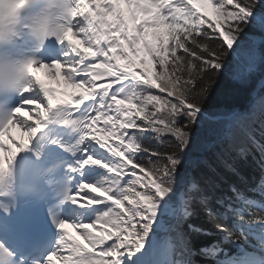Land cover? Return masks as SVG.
Listing matches in <instances>:
<instances>
[{"label": "snow or ice", "instance_id": "obj_1", "mask_svg": "<svg viewBox=\"0 0 264 264\" xmlns=\"http://www.w3.org/2000/svg\"><path fill=\"white\" fill-rule=\"evenodd\" d=\"M76 4L0 97V264H264V0Z\"/></svg>", "mask_w": 264, "mask_h": 264}, {"label": "clouds", "instance_id": "obj_2", "mask_svg": "<svg viewBox=\"0 0 264 264\" xmlns=\"http://www.w3.org/2000/svg\"><path fill=\"white\" fill-rule=\"evenodd\" d=\"M76 7V0H0V97L29 87V64L48 42H59Z\"/></svg>", "mask_w": 264, "mask_h": 264}, {"label": "trees", "instance_id": "obj_3", "mask_svg": "<svg viewBox=\"0 0 264 264\" xmlns=\"http://www.w3.org/2000/svg\"><path fill=\"white\" fill-rule=\"evenodd\" d=\"M256 35L259 36V32H257ZM258 47L264 48V45H258ZM226 72H227V70H226ZM259 79H260L259 75H256L253 77V81H252L253 86H254V84H256L255 82H257ZM260 90H261L260 91L261 93L259 94V96L261 97V96H263L262 93H264V92L262 91L263 89H260ZM249 98H250V96L246 92H243V91L236 92L233 94V97H232V105L234 107H236L237 105H244ZM230 174H232V173H230ZM203 220H204L203 215H197V216L193 217L192 222L196 223V224H202ZM204 226L208 227V225H206V224ZM194 243L195 244L201 243V239L200 238H194Z\"/></svg>", "mask_w": 264, "mask_h": 264}, {"label": "rangeland", "instance_id": "obj_4", "mask_svg": "<svg viewBox=\"0 0 264 264\" xmlns=\"http://www.w3.org/2000/svg\"><path fill=\"white\" fill-rule=\"evenodd\" d=\"M201 7L205 8V9L209 12L210 15L212 14V12H211V8H210L208 5L202 3V4H201ZM158 36H159V34H158ZM147 39H148V40H151V41L154 42V43L158 41L157 39H156V40L149 39V37H147ZM53 80H54V81H57V82H58V81H59V82L62 81V80L57 79V78H56V79H53ZM257 84H260V80L257 82Z\"/></svg>", "mask_w": 264, "mask_h": 264}, {"label": "bare ground", "instance_id": "obj_5", "mask_svg": "<svg viewBox=\"0 0 264 264\" xmlns=\"http://www.w3.org/2000/svg\"><path fill=\"white\" fill-rule=\"evenodd\" d=\"M46 75H49V74L46 73ZM58 87H59V86H58ZM58 90H59V89H58ZM11 135H13L16 139H21V138H23V137H21L20 132H19V130H17V129H12V130H11Z\"/></svg>", "mask_w": 264, "mask_h": 264}]
</instances>
